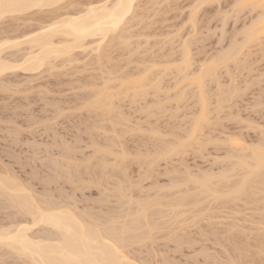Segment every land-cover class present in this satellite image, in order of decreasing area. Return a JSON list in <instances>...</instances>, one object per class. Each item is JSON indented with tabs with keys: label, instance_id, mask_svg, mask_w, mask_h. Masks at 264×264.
<instances>
[{
	"label": "rangeland",
	"instance_id": "obj_1",
	"mask_svg": "<svg viewBox=\"0 0 264 264\" xmlns=\"http://www.w3.org/2000/svg\"><path fill=\"white\" fill-rule=\"evenodd\" d=\"M91 1H94V0H91ZM245 1L246 0H161V1L160 0H138L137 5L135 7L136 10H134L135 12H133V13H135L134 15L136 16V14H137V16L135 17L132 14V16H130V19L128 18L125 21L127 24L124 22V24H122L124 26L123 27L120 26L118 28L119 30L116 29V32H113V31L110 32L111 34L113 33L115 36L112 35L110 37L108 35L109 33L107 34L108 40L105 37L106 39H104V40L106 42L103 41V45H101V48L104 47L106 49H104L105 52H103V50L100 48L101 50L99 52H101L102 58L100 57L98 62H96L98 60L97 59L98 55H96V53L94 55H92L93 53H91V51H90V53H91L90 54L88 51L89 49L87 50V52H86V49L84 50L85 52L83 50L81 51V49H80V51L79 50L77 51V54L75 53V51L73 54V55H75V58H76L78 56V54L80 53L79 57H78L79 62L75 61L77 63L73 62V60H76L75 58H72L73 60H71V63L72 62L73 63L70 65L66 63L67 60H66V62H65V60H63L64 62L61 60L63 62V63L61 62L62 65H60V63H59L60 61L57 60L59 63L58 64L55 60L54 63L57 65V66H55V67H57V69H55V72L57 71L56 73H54V68H51V71H50V69H49V71H47L48 68H47V70H46V68L43 70L44 67H41L39 70L35 69V71L24 70L23 68L20 69L17 66H16L17 68L14 67V68H10V69L8 68L7 71L4 70L5 72H2V74L0 76V168H1L0 172H1V170L4 171L5 170L4 167H6V171L10 170V172L14 173V175H16L15 177L20 178L21 181L25 183V185H26V183H27V185L30 184L29 187H31V188H29V189H32L34 194L35 193L38 194L39 198H41V196L43 198L48 197L49 199L51 197L52 198L55 197L53 199V201H57L58 203L61 202V204L63 203L62 205H66V207H68L67 204L70 203L69 204L71 206L70 208L73 207L72 210L76 211L75 208L77 207V211H79V212L85 211L84 208H87L86 210H88V208L90 207V209H91L90 213L91 214H89V212L85 211L89 215L94 214L93 210L95 209V215H93L92 217H95L98 214L97 217L99 218V216H100L101 219L103 217V219H102V221H103L105 219H107V220L109 219V216L112 213V211L117 212L116 216H119L120 220L122 218H124L122 216L126 215L128 209H129L128 213H130L132 210H134L136 208V204H135L136 201H134L136 198L138 199V201H141L142 197L144 196V198H145L146 195H147V198L151 197L149 195H152V197L154 198L153 194L156 195L157 192L153 191L154 189L150 187L151 184L155 188V190L156 189L158 190L160 188V185H161V187L162 186L165 187V185L170 182L169 181L170 179H172V180L178 179V181L183 180V178L185 177V170H184L185 167L186 168L189 167L188 172L186 170L187 174H189L190 170H191V172L193 171V174H194V172H196V174H201V173H206V171L208 172V170H209V172H214L215 170H217L218 169V168L216 169V167H218V165L216 166L217 162H216L215 167H214V164L212 161H213L215 156H218L217 158L220 160V158L222 159V156L225 155V152H223L224 149L222 148V146L223 145L225 146L226 140H225V142L223 141L225 143L224 144L221 141L220 136L218 135V137H219L218 139H220V140L219 141L217 140L216 142H218L220 147H219V145L215 144L216 142L214 143V141L216 139L213 140L214 139L213 136L217 135V134L214 133L212 135L211 132H209V134H208V132H206L208 130V126H204L205 132H203L202 135H200V133H199V135L204 136V140L206 138V136H205L206 134L212 135L211 136V137H213L212 139L209 140L210 136H207L208 140L207 141L205 140L206 141L205 142L203 140V137L200 138V136H197L198 140L201 139L204 142L201 141V142L196 143V139H195L194 143H192V145H191L190 144L191 141H189L188 143L190 144V146L189 145H188L189 147L187 146L186 151L184 153L172 155L173 157L171 156L170 159L168 158L166 160L165 159L163 160V158H160V160H162V161L159 160V156L157 157V155H158L157 152L159 151V149L161 148V145H163V143L166 144L167 139L171 141L170 143H172V145L174 144L175 141H177L176 143H178L182 140L184 142H186L184 139L188 138V135L185 136L182 134H184V133L186 134V130L189 129L190 123L192 122V124H193V122H194L193 120L190 121V119L192 117L193 118L197 117L196 115H199L198 113L200 110L199 101H197L198 99H196V98H198L196 96V95H198V88L196 86V83H194L195 80H191V79L192 78L194 79L196 77V75H197L196 73H198V74L200 73L199 71L201 70L202 65L210 66L209 64H212V62L216 63V65H217L216 66L217 69L214 67V64H212V67L215 68L217 75L219 77L218 83H216L217 81H215L217 79V77H216V79L214 77L215 73L213 74L214 79L212 78V76L209 77V75H208L209 73L208 74L206 73L207 72L205 69L206 67L202 66V68L205 69V71H206V72L201 73L203 76L198 75V76H202V78H204L205 76L209 77V78H207V77L204 78L205 80H204V84H203L205 91L208 90V93H209V95L207 93V96H208L207 101L209 102L207 107H209L210 110L208 108L209 112H208V110H206V112H208L209 115L214 111H215L214 113H221L222 112L221 114L225 117L224 124L227 127L223 126L222 115H220L222 117V123H221V118H220V121H216V122H219V124L221 123L222 126L225 128L229 127L228 130H226V133H227V131L230 130L229 131L230 134L228 137H230V135H231V137L236 136V134L238 135L237 129H238V131L241 130L240 132H242V133H240V134L245 137V138L242 137L243 140L247 139V140H249V142H256V140L258 138H261L262 136H264L263 132H262L263 135H260L261 132L258 128H253L254 126L258 127L259 124H260L259 127L260 126L264 127V125H263L264 124V31H263L264 26H262V25L260 26L261 31L259 30V32H261V34L259 33L258 35H256L254 37V39L245 42L246 36H244V34L247 32L246 30L250 28V25L252 22H253V25H255V22H257V25H258V21L262 19L261 17L259 18L258 15H260V13H262L264 11V1L261 4L259 2H258L259 4H257V2H256V4H257L256 6L254 3V6L251 5L252 6L251 9H250V5L248 4L249 1L246 4H245ZM62 2H63V0H61V2H59L61 9L57 8V11L53 10L52 6H51L52 12H49V10H47L51 7H48L45 10L46 12L44 11V9L46 7L43 9V11H41L42 9L40 11H38L34 8L35 10L34 9L28 10L31 12L32 16L30 15V12H28V11L25 12V14L27 15V18H26V15H23L24 12H21L22 14L19 13L20 18L17 14V16L19 18V19L16 18L17 21L14 20V18L9 17V18H11L10 23H12V19L14 21L12 23L13 24L12 28L14 29L16 24L18 27H16V30L14 29L15 31H13L11 29H7V31L8 30L10 31V33H8L9 31L6 33H8L9 36L10 35L12 36L13 33H15V35H16V33H18V32L24 33L27 30L29 32L32 29H34L38 25V23H39V25L42 24V20H47V19L49 20V18L52 17L51 14L54 17L55 13L57 14L56 16H58V13H59V15H61V17H62V15H65L67 12L69 13V11L72 12L74 9L76 10V9L82 8L83 6L86 5V2H89V0H65L64 1L65 3L63 2L65 4V6L61 5ZM242 2H243V4H242ZM250 4H252V3H250ZM60 6L56 5V7H60ZM56 7L54 6L55 9H56ZM62 7H65V8H62ZM31 10H34V11L32 12ZM138 10H139V12H138ZM36 11H38V12H36ZM192 17H193V19H192ZM132 18H134V19H132ZM7 19L5 20V23H7L9 21V19L8 20ZM7 24H9V23H7ZM7 24L5 25L6 27H7ZM12 24H11V26H12ZM257 25H255V27H254L255 30H256ZM6 27H5L4 33L6 31ZM252 28H253V26H252ZM250 30H251V28H250ZM130 31H131V33H130ZM256 31H258V30H256ZM2 33H3V31H2ZM118 33H119V35H118ZM5 34L0 35V36L5 38L7 35V34L6 35ZM20 34H22V33H20ZM115 37H116V39H115ZM258 38H259V40H258ZM91 39L87 38L86 41H89ZM112 39H114V40H112ZM184 41H186V45L184 47L188 48L187 51L189 53L188 55H186V56H188V58L185 57V61L188 59V61H186V65L183 63L182 57H181V54H183V50L185 49V48L183 49ZM252 41H253V43H252ZM109 42H110V45H109ZM112 43L114 46L112 45ZM115 43H116V45H115ZM235 43H236V47H234ZM106 45L108 48L106 47ZM187 45H188V47H187ZM237 46H239V48ZM233 47L236 51L233 49ZM22 48H24L23 45H22ZM22 48H21V50H22ZM189 48H190V51H189ZM8 50L9 49H7L5 51L8 52ZM11 50L13 51V49H11ZM21 50H20V52H17V54H15V55H18V59H21V57H22V56L20 57L19 54L20 53L23 54V52H24V50H22V51ZM16 51H18V50H16ZM229 51H233V52L235 51V53L230 52V55L232 54L231 58L227 57L228 59H226V60L224 59L225 60L224 63L221 62L222 60L220 61V57L222 58V55H224V53L226 54V52L229 53ZM237 51H240V52L237 53ZM6 52L4 53V56H5ZM9 52H10V50H9ZM99 52L97 54H99ZM84 53H86V54H84ZM185 53H186V51H185ZM8 54L9 53H7V55ZM13 54H12V56H10V59H9V55L6 56L5 59H8V61L9 60L12 61L13 57H15V55L13 56ZM82 54H83V56H81ZM105 54H106V56H105ZM109 54H111V55H109ZM234 54H235V57L233 56ZM18 59H16L17 62H15L13 60L14 65H15V63L18 64V62H19ZM86 59H87V61H86ZM183 60H184V58H183ZM238 60H239V62L241 60L242 61L239 63V62H237ZM91 61H94V62L92 63ZM82 63H84V64H82ZM225 64H227V68L229 69L228 73H227L228 70L225 67ZM11 65H13V63ZM72 65H74L73 68H72ZM148 66H151V67H148ZM146 67H148L149 69ZM210 68H211V66H210ZM143 70L145 73L143 72ZM208 70H209V67H208ZM212 70L210 69V71H212ZM141 72H142V74H144L146 76V78L144 75L141 74ZM138 73H140V75H141V79H142L141 83L144 82L145 80H148L146 83L143 84V87L145 85L146 86L144 88H141L143 95L140 96L139 98H137L138 97L137 95L141 91L140 89H139L140 91L136 90L137 93H134L131 90H129L130 88L127 89V86H128L127 81L129 80L128 81V83H129L131 81L130 80L131 78H132V81H134V78H135V80H137L136 78L138 76L140 78V75ZM194 74H196L195 77H193ZM133 75H134V77H133ZM128 76H129V78H127ZM142 76H144L143 77L144 80H143ZM154 77H155V79H154ZM124 78H125L126 84L123 82L124 80H122V82L124 83L122 85L120 80L124 79ZM109 79L112 80V82L114 81L113 84L115 83L116 87H115V84L114 85L111 84L112 82L109 81ZM149 79H152V80L149 81ZM106 80H107V82H104V84H103V81H106ZM158 80H159V82H158ZM108 81H109V83L111 82L110 87L108 85L109 84ZM118 81H119V83H118ZM192 81H194V82H192ZM139 82H140V79H139ZM219 82H220V85L223 86V88H218L217 85L219 84ZM101 83L103 84V86H102L103 88H104L105 83H107L106 86L109 87V89H111V87L114 91H115V89H117V91H115V93H113V95H111V97H114V99L112 98L111 103H110V100H111L110 98H109V101H106V104L108 102L110 103L109 109L110 108L113 109L112 111H111V109L109 110V112L107 111L108 112L107 114L105 113V111H101L102 113H99L96 111V113H95V112H93V110H91V112H90V110L86 109V107L83 105V104H85L84 103L85 101H83V100L87 101V98L90 96V94H91L90 98L94 95V93H91L90 90H92L94 92L95 91L94 89L97 90L98 88H102V87H100L102 85ZM94 84L98 87H95ZM89 85H92V86L90 87ZM120 85H122L123 89L121 88ZM118 86H120V88L122 90H125V91L121 90L119 92L120 89L118 88ZM193 86H194L195 92H193L194 91ZM222 86H220V87H222ZM93 87H94V89H92ZM237 87H238V89H237ZM220 89H222L221 91H223V93H220L221 92ZM223 89H225V93H224ZM104 90H105L104 92H106V89H104ZM128 90L130 92H132V94L130 92H127ZM147 90H149V91H147ZM196 90H197V92H196ZM217 90H219L220 92ZM181 91H182L181 94L185 95L184 98L182 97V95H180ZM110 92H112V90H110ZM117 92L120 94V98L118 97L119 94L117 95ZM126 92L128 93V95L125 96ZM145 92H146V95H144ZM107 93H108V91H107ZM194 93L195 94L197 93L196 95H194L196 98L192 95ZM217 93L219 94V97H217L218 96ZM129 94L132 97H130ZM140 94H141V92L139 93V95ZM178 94H179V97H181L183 99L182 101H181V98L178 99V97H177ZM223 95H224V97H222ZM109 96H107V97H109ZM116 96H117L118 100H117V98H115ZM210 96H212V99L210 98ZM107 97H106V99H107ZM227 97H229V100ZM90 98H88V100ZM133 98H135V99H133ZM141 98H143L144 100ZM176 98L178 100H176ZM219 98L220 99L224 98L223 99L224 103L222 104L221 112L220 111L218 112L215 109L214 110L212 109L213 111H211V107L214 108L217 105L216 101ZM226 98H227V100H226ZM226 101H227V103H226ZM258 101H259V103H258ZM156 102H158V103H156ZM115 103H117L118 105H116ZM113 105L115 106V109H114ZM82 106H84V107H82ZM116 106H118V107H116ZM162 106L164 107V109H163L162 114H161ZM158 107H159L160 111H158ZM223 107H224V109H223ZM107 108H108V106H107ZM152 110H154V111L152 112ZM148 111H149V113L151 112L150 115H149V113H147ZM111 112H113L112 113L113 116H111ZM158 112H160V114H158ZM114 113H116V117H115ZM122 113H123V118L120 119L122 117V115H121ZM230 113H231V115L233 113V115L235 116V118H234V116L232 115L234 120L231 119ZM236 113H238L237 116H236ZM102 114L105 115V117H103ZM213 114H211V115H213ZM211 115L209 118L208 117L207 118L210 119L212 117ZM100 116L102 117V120H101ZM109 116H111V117H109ZM260 117L263 119H261ZM110 118H111V122H110ZM238 118H240V119L242 118V120H240V119L238 120ZM106 119L108 120V122ZM230 119L233 122H231ZM113 121H114V123H113ZM189 121H190V123H188ZM115 123H116V125H115ZM210 123L211 122H209L208 124H210ZM112 124H114V125H112ZM241 124H242V126H241ZM249 124L253 125V127H251V125H249ZM110 125H112V126H110ZM93 126L95 128L97 127L96 129H99L98 127L102 128V126H103L104 129L103 128L102 129L104 131L101 130V128H100V131L95 129L97 131V133H96ZM114 126L116 127V129L114 128L115 131L113 130ZM131 126H133L134 128ZM187 126H188V128H187ZM209 126H210V128L212 126V129H209L208 131L214 130L216 128V127L215 128L213 127V124H210ZM219 127H220V125H219ZM219 127H218V129L220 132L222 127L221 128H219ZM106 128L108 129V131H106L107 130ZM135 128L137 130H135ZM151 128H153V130H154L153 139H152V136H150V132H153V131H150ZM205 128H207V130H205ZM234 128H235V131H233ZM92 129H93V131H92ZM148 129H149V131H148ZM156 129H157V131L159 130L158 131L159 133L161 132L160 135L163 134L162 135L163 137H166V136L167 137L162 138V136L160 137L159 134H156L157 138H155V133H157ZM243 129L246 130V134H244L245 131ZM89 130H90V133L92 134V136H94V137H92V139H94V140H91V135L89 133ZM139 130L142 131L143 135L140 134V132H138ZM101 131L104 132L103 133L104 135L102 134ZM105 131L108 132L106 138H105ZM109 131H110V133H112L111 135H110ZM113 132L118 134L117 138L119 137V140L122 143L124 141V143L122 144V147L124 146L126 152L129 151V154H126V155H128V157L130 155L128 160L127 159H126V161L124 160L123 163L119 162L120 164L117 163L115 160V162L117 164H119V165L123 164L122 167L124 166V168H126L125 169L126 173H125V171L121 170L123 168L120 169L121 166L119 167L115 164V162L113 161V158H114L113 156H110L111 158L113 157L112 159L109 158L108 156H107V158L104 157V160H108V158H109V160L110 161L112 160L113 162L112 161L111 162L114 163L112 165V163L108 160L109 163H107V164H110V166L107 165L108 168L104 169V172H103V170H101V168H99L100 167L99 165L97 167V164H95V163H97V161L95 159H93V160H95L96 162L95 161H94L95 163L91 162L92 166H90V169H92L91 173H92V177L94 179L95 178L98 179V176L100 175V177H99L100 179L102 178V176L104 177V178H102V181L104 179V181L106 182V179H107L106 183H108V184H110L112 181V183L110 184L111 186H108L105 183V188L106 189L108 188V190H110V187L113 188V185H115L117 183L116 181H118V180L121 181V179H122V182H124L123 178L120 179V177L122 176V171L124 172V176L128 172V174H127L128 176L126 175V180L129 177L130 180L132 179V182L131 181L129 182V180H128V182L130 184L124 183L125 185L123 184V186L124 187L127 186V189L125 188L126 193H128L130 190V192L128 194L129 196H130V194L133 195V197L136 196V197H134V199H130V201L133 200V202L129 201V203H130L129 207L127 206L128 201L126 204V201L121 200L119 197H117L118 200H116L115 197L117 194H114L112 189H111L112 190V194H111V191L108 192V190L107 191L104 190L105 188L102 189L101 186H100V189H102V190L100 191L99 186L94 187L93 185L91 186L90 184L85 185L82 183H78V181H77V183H74L75 181L74 182L69 181V180L67 181V179H66L67 177L65 178L66 170L62 169L63 165H65V164L60 163L61 164V166H60L59 163L57 165L56 162H53V161H55L53 159H56V161H58L57 159H60V160L62 158L64 159L65 156L63 157V152H64V155L67 154V158L70 155L72 158V159L70 158L71 160L77 159L78 161L76 163H78L79 160L83 162L84 160H81L82 158H86L85 161H91V159L88 160V158L90 156V155L88 156V154L94 153V149L91 150L92 147H88V146H91V144L93 145L95 140H96L97 144H99L101 146L102 145L107 146L106 143L109 140L110 143H108V145L109 144L111 145L112 140H114V139H115L114 141L117 140V138H115V136L113 135ZM147 132L149 133L150 137L148 136ZM189 132H190V130H189ZM221 132L223 135L224 134L223 130ZM119 133L121 134L122 139H120ZM146 133H147V135H145ZM231 133L232 134L236 133V134L232 135ZM95 134H96V136H95ZM98 134H100L102 136H100ZM187 134H189V133H187ZM240 134H239V138H241ZM109 135H110V138H109ZM138 135H139V137H138ZM158 135H159V139H158ZM175 135L176 136L179 135L176 138L177 140L174 139ZM227 135L228 134H226V137H227ZM111 136H112V138L114 136V139H111ZM145 136L146 137L148 136L147 140H146ZM183 137H184V139H182ZM223 137H225V135ZM160 138H162V139H160ZM192 138L194 139V137H191V140L193 141ZM215 138H216V136H215ZM103 139H104V141H103ZM171 139H173V140H171ZM178 139H179V141H178ZM188 139L190 140V137ZM188 139H186V140L188 141ZM142 140L144 143L142 142ZM148 140H149V145H148ZM150 140H153V141L150 143ZM211 140H212V143H214L213 146H212ZM247 140H246V142H247ZM140 141H141V143H139ZM160 141L161 142L166 141V142L161 143ZM155 142H157L156 148L154 146ZM125 143H126V145H124ZM138 143L140 145V149H139ZM167 143L169 144V142H167ZM141 144L143 146L148 145L146 147V150H145V147L144 148L141 147ZM65 145H67V146H65ZM196 145H198V146H196ZM64 146H65V148H64ZM152 146L154 147V150H151ZM201 146H202V148H201ZM66 147H69V148L67 149ZM136 147L140 151L142 150L141 152H143L142 154H141V152L139 153L140 157H139V154L138 155L136 154L137 150L134 151V149H137ZM157 147H158V151H155V150H157ZM212 147L213 148L216 147L217 150L219 149L220 151L215 152L216 150L212 149ZM114 148H115V151H116V149H117V151H119V149H120L119 147L116 148V145H115V147L113 146L112 149L114 150ZM189 148H190V151H189ZM198 148H199V150H198ZM194 149H196V150H194ZM65 150H67L66 153H65ZM139 150H138V152H139ZM144 150H145V153H147L146 157L144 155L145 154ZM148 150L150 152L153 151L152 152L153 159L155 158L154 161H157V162H155L156 163V166H155L156 169H155V171L150 172V174L147 171V173L149 175L144 173V176L146 175V177H144L143 176V170H141L140 168L144 169L145 167H147L146 164L148 165V161H149L150 157H152L151 156L152 154H150V155L148 154L149 153ZM200 150H201V152H199ZM68 151L70 153H67ZM154 153L156 154V157H155ZM60 154H61V157H59ZM131 154H132V156H131ZM133 155H135V157L138 156L137 160H139V161H135L136 159ZM141 155H143L144 160H143V157ZM147 155L150 157H147ZM180 155L182 157H180ZM94 156H96V155L94 154ZM100 156H101V158H103L102 153H98L97 154V160L101 159V158H99ZM175 156H177V157H175ZM49 158H51V160ZM126 158H127V156H126ZM131 158H134V159H131ZM145 158L146 159L148 158L146 160V164H145ZM182 158H183V160H182ZM217 158H216V161L218 160ZM47 160H48V162H47ZM75 160H73V161H75ZM179 160H180V162H179ZM128 161L129 162L131 161L132 164L131 163L129 164ZM164 161H165V164H163ZM50 162L55 163L56 168H55L54 164H51ZM140 162H142L143 164L141 163L142 164L141 165ZM125 163H127V165L129 167L126 166ZM181 163H182V165H181ZM183 163H185L187 166L184 165ZM136 164H137V166L138 165L139 166L141 165V166L137 167ZM166 164H167V166H166ZM178 164H179V166H178ZM70 165H71L70 170L73 173H78L76 171L78 167L75 166L76 169L74 168V162H70ZM111 165H112V168H114V169H111L113 175L111 173V170H109ZM219 165H220V163H219ZM115 166L119 167V168L115 169ZM175 167H176L177 171L174 170ZM58 168H61L62 170L61 169L59 170ZM127 168H128V170H127ZM136 168L140 169L141 171L137 169L138 171L135 172ZM170 168L172 169V171L174 170V172H176L178 174V176L175 175L176 173L174 175H172L173 173L171 172ZM53 169L56 170V172H54ZM118 169L120 171H118ZM219 169H220V167H219ZM106 170L108 172H106ZM165 170H167V172H169V175H168V173L166 174ZM59 171H60V174H59ZM61 171L64 173V177L62 176L63 173ZM202 171H204V172H202ZM101 172H102V175L100 174ZM145 172H146V170H145ZM191 172H190V175H192ZM57 173L59 174L60 177H58ZM61 173H62V175H61ZM106 173H107V175H106ZM110 173H111V175H110ZM141 173H142V176H141ZM163 173L165 175H163ZM137 174L138 175L140 174V176H139L140 178L138 177ZM179 174H180V176H179ZM187 174H186V177H187ZM55 175L58 178H56ZM105 175H106V178H105ZM115 175L117 177H115V179H114L113 177ZM147 175L149 176L148 178H147ZM49 176H50V179H49ZM47 179H49L48 182H47ZM138 179H140L139 180L140 184H139ZM146 179H148V180H146ZM41 180H43V181H41ZM104 181H103V186H104ZM109 181H110V183H109ZM137 181H138V183H137ZM46 183H48L49 185ZM73 184H74L75 188L73 187ZM156 184H157V187L159 186V188L155 187ZM82 185H83V187H82ZM132 185H133V187H132ZM77 186H78V188H77ZM85 186H86V189H85ZM88 186L90 188H88ZM128 186L130 189L128 188ZM141 186L142 187L144 186V187L142 188ZM96 188L98 191L96 190ZM134 188H136L137 191ZM139 189H140V191H138ZM147 189H149V190L151 189V190L148 191V193H147ZM103 190L105 193L103 192ZM133 192H134V194H133ZM152 192H154V193L152 194ZM165 192L166 191H164L162 193V190H161V192H158V194L160 193V195H162V194L164 195ZM42 193H44V196L42 195ZM49 193H50V197H49ZM60 193L62 196H60ZM136 193H137V195H136ZM105 194H107L109 197L107 198V195H105ZM109 194L112 196V198L110 197ZM165 194H167V193H165ZM51 195H53V196H51ZM169 195H173V194H170L168 192L167 196H169ZM175 195H177V194H174V196ZM70 197H73L72 199H75V200H73V201H75L73 204H71L72 200ZM133 197L131 196V198H133ZM157 197H158V195H157ZM161 197H164V196H161ZM169 197H167V199H169ZM171 197H173V196H171ZM52 198L50 200H52ZM58 198H60V201L55 200ZM104 198L108 199V200L105 201ZM144 198L142 200H144ZM65 199L68 201H65ZM99 199H100L99 204L96 205L98 203ZM162 199L164 200V198H162ZM91 200H92V202H91ZM95 200H97V202ZM102 200L105 202V204H103L104 202ZM112 201H114V202H112ZM122 201H123V203H122ZM164 201H166V199ZM207 201H208L207 199L202 200V202H204L205 204H207L206 203ZM100 202H101V208H99ZM3 203L5 204L4 207H3L2 203L0 204V218H1L0 221L2 220V222H3L2 225L4 226V224L6 222H7V224H5V226H8L9 222H10V224H11V222L13 223V218L15 221L22 222V218H24V217L19 215L18 212H17L18 213L17 214L15 212V209H12V207L10 208L8 206V204L5 203V201ZM93 203H95V204H93ZM131 203L135 204V205H132ZM115 204H116V207H115ZM252 204L253 203H251V205ZM105 205L108 209L105 207ZM112 205H114V206H112ZM238 205H239V207L241 206L240 208H243V210H244L243 213L244 212L246 213V211H245L246 209L244 207L248 206V208H251L250 205H247V206L242 205L241 202H237V206ZM6 206H8V207H6ZM110 206H111V208H110ZM237 206H236V208H237ZM254 206L252 208H254ZM1 207H2V209H1ZM5 207L9 208V209H7L6 211L3 210V208L6 209ZM239 207H238V209H240ZM255 207H258V206L256 205ZM116 208H117V210H116ZM164 208L161 211L162 212L166 211V213L169 214L170 211H168V209L166 207H164ZM189 208L190 207L188 206V209ZM79 209H81V210H79ZM90 209H89V211H90ZM255 209H253V210L256 211ZM110 210H111V212H110ZM121 210L123 213L121 212ZM96 211H98V212H96ZM99 211H100V213H99ZM247 211L249 212V209H247ZM13 212H14V214H13ZM106 212L109 213L107 216H106ZM162 212H161V214H163L162 217H164L166 220L164 221V219H159V220L157 219L158 221L161 220L162 227L159 225L160 228H157L158 226L156 227L157 231H155L156 229L154 231H151V234L153 233L152 236L149 233V235L151 236V237L148 236L150 238V240L146 239V241L144 240V242L138 241L139 243L135 242L136 244L133 242V243H130L133 245L126 244V245H128L129 248L124 247V248H126L125 249L126 251L125 250L124 251L130 253V254H128V256L130 257V255H131L130 259H133V261L135 263L138 261L137 264H141V263L142 264H145V263L148 264L149 262H150L149 264H152V262L155 260L153 262V264L155 262H156L155 264H160V261L163 258V259H165V261H170V263L172 262L171 264H174V263L175 264H177V263L182 264V262L185 264H207V263L212 264V262H213V264H214V262L216 263V261L220 262L219 261L220 258L219 259L217 258V260H216L214 255H213V253L214 254L217 253L219 257L223 256V258H221V260L222 259L226 260V261L222 260L223 264H224V262H225V264H229L228 262L231 263V261H229L228 258L226 259V256H224L225 254L223 253L225 250L227 251L226 253L228 254L227 257L231 256V257H233V258L230 257L231 259L234 260V258H235L236 261H238L239 258H240V260H242L243 257H241L242 256V254H241V256L239 255L238 259H237L236 257L238 255V251L236 252V250H239L240 252H242L243 256H244V252L241 250L242 249L244 250V248H245L244 245L246 246V244L242 243V241L246 242V240L248 239V242H246V243L250 246V241H249L250 237L247 238L248 236H246V238H245V234L247 235L246 229L239 228L238 226H237V231L236 230L235 231L239 232L238 231V228H239V229L245 230L244 231L245 234H244V232H241L242 230L239 233L240 235L235 232V234H236L235 237H237V235L241 236V234L243 233V237L242 236H241L242 238L237 237L236 238L237 240L234 239L235 237L233 234L234 233L233 229H236V227L233 228V226L231 227V225H230V228H228V226L222 227V228H228V230H230V229L233 230V231L230 230L231 237H230V233L227 229H225L224 232L222 229V232H221V227H217L216 232L217 231L218 232L217 233L215 232V234L213 233V235H212V232L210 230H212L211 226L213 224L210 223L211 224L210 229L208 227V225H209L208 222H210V220L208 221L209 214L204 215L203 221H201L202 219H200L198 221L197 220L198 217L196 219H194L196 222L191 220L190 222L193 223V226H190L191 223H188L185 225L186 222L180 223L178 225L176 222H174V224H176V225H174L173 221H176L178 219V217H182L181 219H183V216L176 217L177 218V219L175 218L176 220H174V219L170 220L169 217L166 218V216L168 214L166 215L165 212L164 213H162ZM252 212L253 211H251V213ZM255 213L257 214L258 212L257 211L254 212L253 213L254 216H256ZM10 214H11V216H10ZM104 214H105V216H104ZM119 214H121V215H119ZM114 215H115V213L113 214V216ZM241 215H242V213H240V216ZM170 216H173V215H171V213H170ZM205 216L208 217L207 220H206ZM15 217H17V218L15 219ZM126 217H127V215H126ZM238 217H239V214H238ZM4 218H5V220H4ZM11 218H12V221H11ZM18 218H21V220H18ZM100 218H99V220L101 221ZM167 219L170 220L169 225H168ZM230 220H231V222L233 221L232 219H230ZM15 221H14V223H15ZM177 221L180 222V219H178ZM227 221L229 222V219ZM227 221H225V224L227 223ZM105 222H106V220H105ZM198 222H199V224H198ZM206 222L208 223V225L205 229H206L208 236L205 234L206 232H205L204 227H202V226H205ZM162 223L164 224V226L166 224L168 230H165L166 226L164 227ZM201 223L203 224L202 226H201ZM159 224H160V222H159ZM181 224H184L187 227L185 228V226H181ZM197 225H198V227H196ZM220 225H217V226H220ZM222 225H224V223ZM247 225H248V223H247ZM175 226H176V228H175ZM188 226H189V229H188ZM214 226L216 227V225H214ZM214 226H212V227H214ZM42 227L44 228V226H40V228L37 226H34L33 227L34 233L32 231V235L34 234V236L37 235L39 237L40 236L42 237V235L47 234L49 231V228L45 227V230H44V229H42ZM199 227H200V231H201V238L199 235L200 234L199 229H198ZM243 227H245V226H243ZM161 228H163L162 229L163 231L160 230ZM218 228L220 230H218ZM252 228H253V226H252ZM35 229H36V231H35ZM172 229H177L178 231H181V232H178L177 230H175V232H176V235H175L176 238L175 239L173 237L175 232L174 233H173V231H171L172 233L169 232ZM254 230H253V233H254ZM43 231H45V233H43ZM165 231H167L168 234ZM185 231H186V233H185L186 236L184 235ZM208 231H209V233H208ZM50 232H51V229H50ZM182 232H183V236H181ZM210 232H211V234H210ZM225 232L229 233V236L227 235V240L225 241V239H226L225 234L222 235L223 240L221 239V234H220V239H219L218 233H225ZM249 232H252V230H250ZM249 232H248V235H249ZM28 233H31V230ZM179 233H180V235H179ZM165 234L167 235V237L169 236L168 238L171 239L172 242L169 241V239L165 236ZM177 235H179V237ZM37 236H35V237H37ZM189 236H190V238H189ZM216 236L218 237V239L216 238ZM210 237H212L211 243H210ZM152 238H154L153 239L154 242L151 241ZM184 238H185V240H184ZM202 238H203V240H202ZM173 239H174V241H173ZM191 239H193L194 242L192 240V243H191V241H190ZM207 239L209 240L208 241L209 243L207 242ZM240 239H241V242L239 243ZM242 239H244V240H242ZM147 240H148V242H147ZM219 240H220V242H219ZM176 241L180 242V243L182 242V244L186 243V245L180 246V243H179V246H177L178 247L177 248L175 246L177 244ZM216 241L221 243V246L224 247L222 249L223 250L225 249L224 251H222L221 246L219 248V246H218L219 243L216 244L217 246L215 245ZM223 241H225V242L223 243ZM145 242H147V243H145ZM253 242L254 241L252 240L251 245ZM141 243H143V244H141ZM187 243H188V245H187ZM212 243H214L216 248L214 247V245L212 247ZM228 243L231 244L230 246H232V244H234L232 246L233 248L230 247ZM237 243H239V246ZM139 244L141 245V247H139ZM149 244H150V246H149ZM203 244L205 246H203ZM240 244H242V245L240 246ZM253 245H254V243H253ZM201 247H203L204 252L201 251V253H200L201 255H199L201 257H199L198 252H200L199 249ZM206 247H207V251L209 250V252H211L212 258L214 257V259L216 261L214 260L210 263V261L212 259L210 258V254H207L208 252L205 251ZM238 247H240V249ZM241 247H242V249H241ZM250 247H252V246H250ZM0 248H1L0 249V256H1L0 257V264H23L24 263L25 260H24L23 256L19 257L18 255L13 254L12 251H9V249H7L5 247H0ZM246 248L248 249L249 247L247 246ZM246 248H245V250H246ZM148 249H150V250L152 249L151 250L152 252H150ZM203 249H201V250H203ZM220 249H221V251H220ZM255 249H256V247H255ZM255 249L252 248V250H250L251 252H249V250H248L249 254L247 253V256L246 257L244 256V261L242 260V263L240 261V264H246V263L249 264V262L251 263V261L256 258L255 256H253L255 254V251H254ZM234 250L236 253L234 252ZM156 251L158 252L157 254H156ZM219 251H220V253H219ZM252 251H254V252L252 253ZM240 252H239V254H240ZM246 252H247V250H246ZM246 252H245V254H246ZM194 253H195V255H194ZM221 253H223V255ZM230 253H231V255H229ZM250 253H252V254H250ZM164 254L167 255L166 256L168 258L167 260H166L165 256L161 257V255L163 256ZM202 254H203V256L205 254V257H207V258L204 259L202 257ZM217 254H215L216 257H218ZM233 254H234V256H233ZM15 255H16V257H15ZM191 255L193 258L191 257ZM250 255H252L253 258L250 257ZM17 256L20 258V260L18 259ZM145 256H146V258H145ZM248 256L250 257L249 259H248ZM201 258L203 259V261ZM251 258H252V260H251ZM21 259H23V262ZM173 259H174V261H173ZM189 259H192V260L189 261ZM142 260H143V262H142ZM206 260H209V261H206ZM139 261H140V263H139ZM254 261L255 260H253V262ZM161 263L164 264V262H162V261H161ZM236 263L239 264V262H236Z\"/></svg>",
	"mask_w": 264,
	"mask_h": 264
},
{
	"label": "bare ground",
	"instance_id": "obj_2",
	"mask_svg": "<svg viewBox=\"0 0 264 264\" xmlns=\"http://www.w3.org/2000/svg\"><path fill=\"white\" fill-rule=\"evenodd\" d=\"M64 1L65 0H63V2ZM260 1L261 0H254V1L253 0H246L245 1V4L248 2V4L250 5V9H251V7H252L251 5L254 6V3H255V6H256L259 3L260 4L263 3L264 0H262L261 2ZM59 2H61V0H0V35H4L6 32H8L9 30L7 31V29H11L13 31L16 30V27H18L17 24H16V26L14 25L15 26L14 27L15 30H14L12 28L13 27V24L12 23L14 21H13V19H12V23H10V21H11V18H14V20L17 21L16 18H18V16L20 18V14L19 13L24 12L23 15H26L25 12L28 11L29 9H34L35 8L38 11H40L41 9H42L41 11H43V9L46 7L44 9V11H45L48 7H51V6L53 7V10L57 11V8H60L61 9V6H60V3ZM63 2H62L61 5L65 6V4H64L65 2L64 3ZM137 2H138V0H105V1L104 0H94V1L89 0V2H86V5L83 6L82 8L76 9V10L74 9L72 12L69 11V13L67 12L65 15H62V17H61V15H59L58 12H57L58 13V16H56L57 15L56 13H55V16L54 17L51 14L52 17L51 18L48 17L49 20L48 19L47 20H42V24L39 25V23H38V25L34 29H32L31 31H29V32L27 30L24 33L23 32H20L22 34H20L18 32V33H16V35H15V33H13L12 36L11 35L9 36V34H8V33H10V31H9L8 33H6L7 35L5 34L7 38L5 36H4L5 38H3V37L0 36V76H1L2 72L7 71L8 68L10 69V68H14V67L15 68L18 67L20 69L23 68L24 70H28V71H35V69L36 70L37 69L39 70L41 67H44L43 70L45 68L47 70V68H48L47 71H49V69L51 71V68H54V73H56L57 71L55 72V69H57V67H55V66H57V65L54 63V61L56 60L57 63H58V61H60L59 63H60V65H62L61 62L63 60H65V62H66V60H67L66 63L70 65L73 62L78 61V57H79V54L80 53L78 52L79 54H78V56L76 58H75V55H73V54H74V51L77 54V51L78 50L80 51V49H81V51L82 50L84 51L86 49V52L89 49L88 51H89V53L91 51V53H93L92 55H94L96 53V55H98V57H97L98 60L96 62H98L99 59H100V57L102 58L101 52H99V51L102 49L103 52H105L104 49H106L104 47L101 48V45H103V41H105L104 39L107 38V40H108L107 34L109 33L108 35L111 37L112 35H114L113 33L112 34L110 33L111 31L116 32V29H118L120 26H122V27L124 26L122 24H124V22L128 18L130 19V16H132V14L133 15L135 14L133 12H135L134 10H136L135 7L137 5ZM256 2H257V4H256ZM250 3H252V4H250ZM242 4H243V2H242ZM56 5H59L60 7H56ZM54 6L56 7V9L54 8ZM52 7L49 8V9H47V10H49V12H52ZM62 8H65V7H62ZM34 10H31V11L33 12ZM38 11H36V12H38ZM28 12H30V11H28ZM138 12H139V10H138ZM17 14H18V16H17ZM30 15H31V12H30ZM136 16H137V14H136ZM9 17H11V18H9ZM258 17L259 18L260 17L262 18L261 20L258 21V25H257V22H255V25H257L256 26V30H258V31L255 30V28H254L255 25H253V22H252L251 25L253 26V28L250 25L251 30H250V28L247 29L246 30L247 32L244 34V36H246L245 37L246 40L244 39L245 42L254 39V37L256 35H258L259 33L261 34V32H259V30L261 29V27H260L261 25L264 26V11L262 13H260V15H258ZM7 18L9 19V21L8 22L6 21V22L9 23V24L5 23V20ZM26 18H27V15H26ZM132 19H134V18H132ZM192 19H193V17H192ZM6 24H7V27L5 26ZM11 24H12V26H11ZM5 27H6V31L4 33ZM2 31H3L4 34L2 33ZM263 31H264V28H263ZM130 33H131V31H130ZM118 35H119V33H118ZM87 38H89V39L92 38V39L89 40V41H86ZM115 39H116V37H115ZM112 40H114V39H112ZM258 40H259V38H258ZM110 42H109V45H110ZM252 43H253V41H252ZM22 45L24 46V48H22ZM107 45H106V47H107ZM112 45H113V43H112ZM115 45H116V43H115ZM185 45H186V41H184V43H183V49L185 48L184 47ZM187 47H188V45H187ZM234 47H236V43H235ZM234 47H233V49H234ZM237 47L239 48V46H237ZM21 48H22V50H24V52H23V54L22 53L19 54L20 57L21 56L22 57H21V59H18V55H15V54H17V52H20ZM7 49H9L10 52H9V50H8V52H6L5 50H7ZM11 49H13V51ZM16 50H18V51H16ZM187 50H188V48H185L183 50V54L184 55L181 54L182 61H183V63L185 65H186V61H188V59L185 61V57L188 58V56H186V55L189 54ZM4 51L6 52L5 56H4V53H5ZM185 51H186V53H185ZM189 51H190V48H189ZM235 51L234 52L233 51H229V53L226 52V54L224 53V55H222V58L220 57V61L222 60L221 62L224 63V61L226 59H228L227 57H230L231 58V55L232 54L230 55V52L235 53ZM240 51H237V53L240 52ZM98 52H99V54H97ZM7 53H9L8 54L9 55V59H10V56H12L13 53H14L13 56L15 55L16 58L13 57L12 61H10V60L8 61V59H5V57L8 56ZM84 54H86V53H84ZM109 55H111V54H109ZM81 56H83V54ZM105 56H106V54H105ZM233 56L235 57V54ZM72 58H75L76 60H73ZM183 58H184V60H183ZM16 59H18V61H19L18 64L19 65L17 63H15V65H14L13 60L15 62H17ZM71 60H73L72 63H71ZM86 61H87V59H86ZM91 62L93 63L94 61H91ZM237 62H239V60ZM12 63H13V65H11ZM75 63H77V62H75ZM84 63H82V64H84ZM212 64H214V67L216 68V66H217L216 63H213L212 62ZM212 64H209L211 66V68H210V66H206V65L204 66V65H202L203 67H206L205 69H206L207 72L201 66V70L199 71L200 73L198 74V73L195 72L197 75L194 74L193 77H195V75H196V77L194 79L193 78L191 79V80H195V82L194 81H192V82L196 83V86L198 88V95H196L197 93L196 94L194 93L192 95L193 96L196 95L198 97V98H196L194 96L196 99H198L197 101H199L200 110H199V113H198L199 115H196L197 117H194V118L192 117L190 119V121L191 120L194 121L193 124H192V122L190 123V121L188 122V123H190V125L188 124L189 125V129H187L188 126L186 128L187 129L186 130V134L185 133L182 134V135H185V136L188 135V138L190 137V140L188 138H186V139H188V141H187L186 139H184V137H185L184 136L182 139H184L186 142H184L182 140V141L176 143L177 141H175V140H177L176 138L179 135L178 136L175 135V137H174V139H175L174 141L175 142H174L173 145H172V143H170L171 141L168 140V139H167V142H169V144L166 141H163V142H166V144L160 141L161 143H163V145H161V148L159 149V151H158V147L159 146L157 147V150H155V151H158L157 152V154H158L157 157L159 156V160H160V158H163V160L164 159L166 160L168 158L170 159V157L172 155L182 154V153H184L186 151V148H187L188 145L190 146V144L192 145V143H194L195 139H196V143L203 141L204 140V136H200V135H202L203 132H205L204 131V126H208V130H209V129H212V126L210 128L209 125L210 124H213V127L214 128L216 127L215 129L213 128L214 130L208 131L207 128H205V130H207L206 132H208V134H209V132H211L212 135L214 133L217 134V135H214L213 136L214 137L213 140L216 139L214 141V143L217 140L219 141L220 139H221L222 142L223 141L225 142V140H226V144L223 142L225 144V146L224 145L222 146V148L224 149V150L223 149L222 150H223V152H225V155H223L224 157L222 156V159L220 158V160H219L217 158L218 156H215L214 159H213V161H212L213 164H214V167H215V164L217 162V164H216V166L218 165V167H216V169L218 168L217 170H215L214 172H209V170H208V172L206 171V173H201V174H196V172H194V174H193V171L191 172V170H190V172L192 174V175H190V172H189V174H187L189 167H187V168L186 167L185 168L183 167L184 170H185V177L183 175L182 176L185 179L183 178V180H180V181H178V179L177 180L170 179L169 180L170 182L169 183L167 182L168 184H166L165 187L164 186L161 187V185L159 184L160 185V188H159V186L157 187V184H156L155 187L156 188H159L160 190L159 189L158 190L157 189L155 190V188L151 184L150 187L154 189L153 191L157 192L156 195L153 194L154 192H152L154 198L152 197V195H149V196H151L150 198H147V195H146V197H145L146 199L143 196L142 199L144 198V200L141 199V201H138V199L136 198L134 200V201H136V203H135L136 204V208L134 210H132L130 213H128V211H129V209H128L127 210V213H126L127 217H126V215L125 216L123 215L122 217H124V218H122L120 220L119 216H116L117 212L116 211L115 212L112 211V213L109 216V219L108 220L105 219L106 222H105V220H103L104 221L103 222L102 221L103 217L101 219L100 216H99V218L101 219V221H100L99 218L97 217L98 214L95 217H92L93 215H95V209L93 210L94 214L89 215V214H91L90 213L91 212L90 207L88 208V210H86L87 208H84L85 211L89 212V214H88L85 211H81V212L77 211V207L75 208L76 211L72 210L73 207L70 208L71 207L69 205L70 203L67 204L68 207H66V205H62L63 203L61 204V202L58 203L57 201H53V199L55 197L54 198L51 197L52 200H50L51 198L50 199L48 197L47 198L46 197L43 198L42 196H41V198H39L38 197V194L35 193L36 194L35 195L34 192H33V190L32 189H29V188H31V187H29L30 184L27 185V183H26V185H25V183L22 182L20 178L15 177L16 175H14V173L10 172V170L9 171H6V167L3 166L5 168V170L4 171L1 170V172H0V202L3 204V207H4L5 204L3 202L5 201V203H7L10 208L12 207V209H15V212L16 213L18 212L19 215H21L24 218H22V222L15 221L14 218H13V223L11 222V224H10V222L8 221L9 222L8 223V226H5V224H7V222L3 226L2 225V223H3L2 220L0 221L1 222L0 223V247H5V248L9 249V251H12L13 254L18 255L19 257H22L23 256V258L25 260L24 261L25 264H137L138 261L136 260L137 262L135 263L133 261V259H130L131 255H130V257L128 256V254H130V253L125 252L126 251L125 250L126 248H124V247H128V245H126V244H130V243H133V242L134 243L135 242L136 243H139L140 241H142V242H144V240L146 241V239H149L150 240V238L148 237V236H150L149 233L151 234V231H154L155 229H156L155 231H157V228H160V226L162 227L161 220L160 221H158V220L159 219H164V221L166 220L164 217H162L163 214H161V212H162L161 210L164 207H166L168 209V211H170L169 214L166 213V211H163L162 212V213L165 212L166 215L168 214L166 216V218L169 217L170 220H172V219L176 220L177 219L176 217L183 216V219H181L182 217H178V219H180V222L177 221L178 219L176 221H173V224H174V222H176L177 225L180 224V223H183V222L184 223L186 222L185 223V225H186L188 223H191L190 222L191 220L194 221V222H196L194 219H196L197 217H198L197 218L198 221L200 219H202L201 221H203L204 215L205 214L206 215L209 214V218L205 216L206 217V220H207V218H208V221L210 220V222L207 221L209 223V225L206 222L205 226H202L203 225L202 223H201V226L204 227V229H205L207 227V225H208V227L210 229L211 224H213L212 226L216 225V227L215 226L214 227L211 226L212 230H210V231L212 232V235H213V233L215 234V232L217 230V227H221V232H222V229H223V232H224L225 229L228 230V228H230V225H231V227L233 226V228L236 227V229H233L234 230V233H233L234 234V237L236 235L235 232L237 231V226L239 228L246 229L247 235L244 232L245 230H242V229H239V228H238V231L239 232H236V233L239 234L240 231L242 230L241 232H244L245 238H246V236H248L247 238L250 237L249 241H250V246H252V247H250L246 243V242H248V239H247L246 242L245 241L244 242L242 241V243L246 244V246L243 244L245 248L248 246L250 249L249 248L248 249L246 248V250H247V252H246L245 248L243 250L242 247H241V249H242L241 251L244 252V256L246 257L247 256V253L249 254V252H251L250 250H252V248L255 249V247H256V249L254 250L255 251V254L253 255V256L256 257V258L254 257L255 259H253L255 261L253 262V260H252L253 256L250 255V257H252L251 258L252 261H251V263L249 262V264H264V136H262L261 138H258L256 140V142H249V140H247V139L243 140V138H245V137L240 134V133H242V132H240L241 130L238 131V129H237L238 135L236 134L237 133L236 132L235 133L236 136L231 137V135H230V137H228L229 134H230L229 133L230 130L227 131V133H226V130H228L229 127L228 128H225V127H227L224 124L225 117L221 114L222 113L221 112V108H222V104L224 103V100H223L224 98L223 99L222 98L221 99L219 98V99H217V101L215 100L217 105L214 108L211 107V111H213L215 109L218 112L220 111L221 113H214L215 111L212 112V113L210 112L211 114H213V113L214 114L213 115L210 114L212 117L210 119H208L210 117V115L208 113L209 110H210V108L207 107V105L209 103L207 101L208 100L207 99V97H208L207 96L208 90L205 91V88L203 87L204 80H205L204 78L207 77V76H205L204 78H202L203 75L201 73L202 72H206L207 74L209 73L208 74L209 77L212 76V78H213V74L215 73L214 74L215 79L217 77V79L215 81H217L216 83H218L219 77L217 75V72H216L215 68L212 67ZM74 65H72V68H73ZM148 67H151V66H148ZM148 67H146V68H148ZM208 67H209V70H208ZM225 67L227 68V64H225ZM210 69L211 70L213 69V70L210 71ZM227 70L226 71L228 73L229 72V69L227 68ZM143 72H144V70H143ZM138 74L140 75V73H138ZM141 74H142V72H141ZM142 75H144V74H142ZM198 75H202V76H198ZM144 76H142V78ZM133 77H134V75H133ZM209 77H207V78H209ZM127 78H129V76ZM138 78H139V76L136 78L137 80H135V78H134V81H132V78H131L130 80L132 82L130 81L129 83H128V81H129L128 80L127 81V84H128L127 89L130 88L129 90H131L134 93H137L136 90H139V89L141 90V88H144L146 85L143 87V84L146 83L148 80H145L144 82L141 83V81H142L141 75H140V78H139L140 79V82H139V79ZM145 78H146V76H145ZM154 79H155V77H154ZM122 80H124L123 82L125 83V78L120 80L121 83H122V85H123L124 83L122 82ZM143 80H144V78H143ZM150 80H152V79H149V81ZM109 81L112 82V80H110V79H109ZM109 81H108V83H109ZM104 82H107V80L106 81H103V84H104ZM113 82L111 84H113ZM158 82H159V80H158ZM110 83L108 84L109 87L111 86ZM118 83H119V81H118ZM103 84L100 87H102ZM106 85H107V83H105L104 88L103 87L102 88H98L97 90L94 89V87H93L92 89H94L95 91L93 92L92 90H90V92L91 93H94V95L90 98V96H91V94H90V96L88 97V98H90L89 100H88V98H87V101L86 100H83V101H85L84 102L85 104H83V105L86 107V109L90 110V112H91V110H93V112H95V113H96V111L99 112V113H102L101 111H105V113L107 114L109 112V110L111 109V108L109 109V104L111 103L112 98L114 99V97H111V95H113V93H115V91H117V89H115V91H114L112 89V87H111V89H109V87H107ZM122 85H120L121 88H122ZM89 86L91 87L92 85H89ZM120 86H118V88L120 89L119 92L123 89V88L121 89ZM217 86H218V88H223V86L220 85V82H219V84ZM220 86H222V87H220ZM95 87H98V86L95 85ZM115 87H116V84H115ZM104 89H106V92H104L105 91ZM237 89H238V87H237ZM110 90H112V92H110ZM129 90L127 92H130ZM193 90H194L193 92H195L194 86H193ZM221 90L222 89H220V91ZM223 90H224V93H225V89H223ZM107 91H108V93H107ZM122 91H125V90H122ZM147 91H149V90H147ZM217 91H219V90H217ZM127 92H126L125 96L128 95ZM132 92H130V93L132 94ZM140 92H141V94L139 95ZM140 92L138 93V95H137L138 97L137 98H139L140 96L143 95L142 90ZM146 92L144 93V95H146ZM196 92H197V90H196ZM181 93H182V91L180 92V95H182ZM220 93H223V91H221ZM118 94L119 93L117 92V95ZM208 95H209V93H208ZM217 95H218L217 97H219V94L218 93H217ZM107 96H109V97H107ZM184 96L185 95H182L183 98H184ZM106 97H107L108 100L106 99ZM118 97L120 98V94H119ZM130 97H132V96L130 95ZM177 97H178V99L181 98V97H179V94L177 95ZM222 97H224V95ZM109 98L111 99L110 100V103L108 102L106 104V101H109ZM115 98H117V96ZM210 98L212 99V96H210ZM227 98L229 100V97H227ZM227 98H226V100H227ZM133 99H135V98H133ZM141 99H143V98H141ZM178 99L176 98V100H178ZM117 100H118V98H117ZM182 100L183 99L181 98V101ZM156 103H158V102H156ZM226 103H227V101H226ZM258 103H259V101H258ZM115 104L118 105L117 103H115ZM84 106H82V107H84ZM107 106H108V108H107ZM113 107L115 109V106L114 105H113ZM116 107H118V106H116ZM208 108H209V110H208ZM163 109H164V107L162 106L161 114H162ZM223 109H224V107H223ZM112 110L113 109H111V111ZM206 110H208V112H206ZM153 111L154 110H152V112ZM158 111H160L159 107H158ZM112 113L113 112H111V116H113ZM147 113H149V111ZM114 114H115V117H116V113H114ZM150 114H151V112L149 113V115ZM158 114H160V112H158ZM237 114L238 113H236V116H237ZM121 115H122V117L120 119L123 118V113ZM220 115H222V117H223V126H225V127H223L222 124H221L222 123V117ZM232 115H233V113H232ZM232 115L230 113L231 119H233V116H234V115L233 116ZM111 116H109V117H111ZM103 117H105V115H103ZM220 118H221V123L219 124V122H216V121H220ZM234 118H235V116H234ZM239 119L240 118H238V120ZM261 119H263V118H261ZM101 120H102V117H101ZM240 120H242V118ZM107 122H108V120H107ZM110 122H111V118H110ZM209 122H211V123L208 124ZM231 122H233V121L231 120ZM113 123H114V121H113ZM112 125H114V124H112ZM112 125H110V126H112ZM115 125H116V123H115ZM219 125H220V127H219ZM249 125H251V124H249ZM259 125H258V127H255V126L253 127V125H251V127L258 128L261 133L262 132L264 133V127L263 126L262 127L261 126L259 127ZM217 126L219 128L222 127L221 128V131L223 130V133H224L223 135H222V132L221 131L219 132V129H218ZM241 126H242V124H241ZM131 127H133V126H131ZM96 128L94 127V130ZM98 128L99 129H96V130L100 131V128L101 127H98ZM102 128L104 129L103 126H102ZM102 128H101V130H103ZM114 128L116 129L115 126L113 127V130H114ZM135 130H137V129L135 128ZM189 130H190V132H189ZM243 130L245 131L244 134H246V130L245 129H243ZM92 131H93V129H92ZM106 131H108V129ZM106 131H105V138L107 137V133H108ZM148 131H149V129H148ZM150 131H153V132H150V136H152V139H153V136H154V130H153V128H151ZM158 131L156 129V132L157 133H155V138H157L156 134H159L160 135V133H161V132L159 133ZM233 131H235V128H234ZM138 132H140V134L143 135L142 131L139 130ZM89 133H90V130H89ZM96 133H97V131H96ZM103 133L104 132H102V134ZM109 133H110V131H109ZM147 133L145 135H147ZM187 133H189V134H187ZM199 133H200V135H199ZM261 133H260V135H263V133L262 134ZM111 134L112 133H110V135ZM116 134L117 133L113 132V135L115 136V138H117V136H118V134L117 135ZM208 134L205 135L206 136V138H205L206 141L208 140V137L207 136H210L209 140L213 138V137H211L212 135H208ZM226 134H228L227 137H226ZM235 134L233 133L232 135H235ZM239 134L241 135L240 136L241 138H239ZM90 135H91V140H94V139H92V137H94V136H92L91 133H90ZM98 135H100V134H98ZM110 135H109V138H110ZM119 135H120V139H122L120 133H119ZM159 135H158V139H159ZM162 135H160V137ZM218 135L220 136V139H218L219 138ZM224 135H225V137H223ZM95 136H96V134H95ZM100 136H102V135H100ZM114 136H113V138L111 136V139H114ZM148 136H149V133H148ZM197 136H200V138L203 137V140H201V139L198 140L197 139L198 138ZM215 136H216V138H215ZM138 137H139V135H138ZM147 137H146V140H147ZM166 137H163L162 136V138H166ZM191 137H194V139L192 138L193 141L191 140ZM162 138H160V139H162ZM114 140H112L113 142L111 141V145L110 144L108 145V143H110V141L108 140V142L106 143L107 146H103V145L101 146V145L97 144L96 140L94 141V144L93 145L91 144V146H88V147H92L91 150L94 149V153H92L93 155L92 154H88V156L90 155L89 158H88V160L91 159V161H85L86 158H82L81 160H84L85 162L84 161L82 162V161L79 160V162L76 163L78 161L77 159L76 160L73 159L75 161L71 160L72 158H71L70 155L67 158V154L64 155V152H63V157L64 156L65 157H64V159L62 158L63 160L62 159L61 160L60 159H57L58 161H56V159H53L55 161H53V160L52 161L53 162H56L57 165H58V163L59 164L60 163L65 164V165H63V168L62 169H65L66 170L65 178L67 177L66 178L67 181L68 180L69 181H72V182L75 181L74 183H77V181H78V183H82V184H85V185L90 184L91 186L93 185L94 187L95 186H99V189H100V186H101V188L103 189V188H105V183L107 182V179H106V182L103 179V181H104V186H103V181H102V178H104L103 176H102L101 179L99 178L100 175L98 176V179H96V178L94 179L92 177V173H91L92 169H90V166H92L91 162H94L96 160L97 163H95L96 161L94 163L97 164V167L99 165L100 166L99 168H101V170H103V172H104V169H107L108 168L107 165L110 166V164H107V163H109L108 162L109 158H111L110 156H113L114 157V158L112 157L113 158V161L115 162V160H116L117 163H119V162L120 163H123L124 160L126 161V159L128 160V158L130 157V155H129V157H128V155H126V154H129V151L126 152L124 146L122 147V144L124 143V141L122 143L119 140V137L117 138L116 141H114ZM171 140H173V139H171ZM246 140H247V142H246ZM103 141H104V139H103ZM152 141L153 140H150V143ZM178 141H179V139H178ZM189 141H191L190 144L188 143ZM142 142H143V140H142ZM157 142H155V145H154L155 148H156ZM139 143H141V141ZM139 143H138V146H139V149H140ZM211 143H212V140H211ZM214 143H212V146L214 145ZM215 144L219 145L218 142H216ZM115 145H116V148L117 147L120 148V149L118 148L119 151H117V149H116L117 152L115 151V148H114V150L112 149L113 146L115 147ZM124 145H126V143ZM148 145H149V140H148ZM65 146H67V145H65ZM65 146H64V148H65ZM147 146L146 145L143 146L141 144V147H143V148L145 147V150H146V147ZM196 146H198V145H196ZM219 147H220V145H219ZM66 148L68 149L69 147H66ZM151 148H152L151 150H154V147L153 146ZM201 148H202V146H201ZM139 149L138 148L137 149H134V151L137 150V152H136L137 155L142 151V150L140 151ZM212 149L216 150L215 152H219L220 151L219 149L217 150L216 147L215 148L212 147ZM138 150H139V152H138ZM145 150H144V153H145ZM194 150H196V149H194ZM198 150H199V148H198ZM66 151L67 150H65V153H66ZM189 151H190V148H189ZM152 152L149 151L148 154L150 155V154H152ZM199 152H201V150ZM67 153H70V152L68 151ZM98 153H102V155H103L102 157L103 158H101V156H100L99 158H101V159H98L97 160V154ZM142 153L143 152H141V154ZM94 154L96 156H94ZM146 154L147 153L144 154L145 157H146ZM107 156L109 157L108 160H104V157L107 158ZM126 156H127V158H126ZM131 156H132V154H131ZM133 156L135 157V155H133ZM141 156L143 157V155H141ZM151 156L152 157H150V156L147 155V157H150V159L148 161V165L146 164V160L148 158L147 159L145 158V164H146L147 167H145L144 169L143 168H140L141 170H143V176H144V173L145 174H148L147 171L150 174V172L155 171V169H156V167H155L156 166V163L155 162H157V161H154L155 158L153 159V154ZM59 157H61V154H60ZM136 157H135V159H136L135 161H139V160H137L138 159V156H136ZM139 157H140V154H139ZM155 157H156V154H155ZM175 157H177V156H175ZM180 157H182V156L180 155ZM216 158L218 159L217 161H216ZM49 159L51 160V158H49ZM93 159H95V160H93ZM131 159H134V158H131ZM48 160H47V162H48ZM143 160H144V157H143ZM182 160H183V158H182ZM160 161H162V160H160ZM70 162H74V168L75 169H76V167H78L77 170H76L78 173H73L70 170L71 165L73 164L72 163L70 165ZM116 162H115V164L117 166H119V167L121 166L120 169L123 168L121 170L125 171V173H126V170H125L126 168H124V166L122 167L123 164L119 165L120 163L117 164ZM179 162H180V160H179ZM50 163L51 164H54V166L56 168L55 163H52V162H50ZM130 163H131V161L129 162V164ZM141 163L142 162H140V164ZM219 163H220V165H219ZM113 164L114 163H112V165ZM125 164H126V166H128L127 163H125ZM163 164H165V161H164ZM167 164H166V166H167ZM183 164L186 165L185 163H183ZM112 165H111V167H110L109 170L114 169V168H112ZM181 165H182V163H181ZM60 166H61V164H60ZM136 166H137V164H136ZM140 166L138 165L137 167H140ZM178 166H179V164H178ZM119 167H116L115 166V169L116 168H119ZM219 167H220V169H219ZM58 169L60 170L61 168H58ZM137 169L138 168H136V171L135 170L134 171L137 172L138 170H140V169H138V170ZM127 170H128V168H127ZM145 170H146V172H145ZM174 170H176V167L174 168ZM174 170L172 171V169H171V172L173 173L172 175H174L176 173V172H174ZM186 170H187V172H186ZM118 171H120V170L118 169ZM123 171H122V176L120 177V179L123 178V181L124 182H122V179H121V181L118 180V181H116L117 183L115 185L112 184L113 185V188L110 187V190H108V188L107 189L105 188L104 190H106V191L108 190V192L111 191V194H112V190H113V193L114 194H117L116 197H115L116 200H118L117 197H119L121 200L126 201V204H127V201H128L127 206L129 207V205H130V203H129L130 199H134V197H136V196L133 197V195H131V194L129 196L128 194H129L130 190H129L128 193H126L125 188L127 189V186L124 187L123 184L124 183L130 184L129 182L130 181L132 182V179L130 180V178L128 177V179L126 180V175L128 174V172L124 176V172ZM54 172H56V170H54ZM106 172H108V171L106 170ZM165 172H166V174L168 173V175H169V172H167V170H165ZM202 172H204V171H202ZM62 173H61V175H62ZM111 173H112V170H111ZM111 173H110V175H111ZM59 174H60V171H59ZM59 174H58V177H60ZM100 174L102 175V172ZM180 174H179V176H180ZM186 174H187V177H186ZM106 175H107V173H106ZM106 175H105V178H106ZM112 175H113V173H112ZM148 175H147V178L149 177ZM163 175H165V174L163 173ZM175 175L178 176L177 173ZM62 176L64 177V173H63ZM139 176H140V174L138 175V177ZM141 176H142V173H141ZM55 177H56V175H55ZM58 177H56V178H58ZM115 177H117V176L115 175L113 178L115 179ZM144 177H146V175ZM49 179H50V176H49ZM49 179H47V182L49 181ZM43 180H41V181H43ZM128 180H129V182H128ZM139 180L140 179H138V181ZM146 180H148V179H146ZM110 181H109V183H110ZM138 181H137V183H138ZM111 183H112V181H111ZM46 184H48V183H46ZM106 184L108 186H111L108 183H106ZM139 184H140V181H139ZM73 187L75 188L74 184H73ZM82 187H83V185H82ZM132 187H133V185H132ZM77 188H78V186H77ZM88 188H90V187L88 186ZM128 188H129V186H128ZM85 189H86V186H85ZM102 189H100V191ZM134 189L136 190V188H134ZM96 190H97V188H96ZM104 190H103V192H104ZM150 190L147 189V193ZM161 190H162V193L164 191H166L165 193L168 194V192H169L170 194H173V195H169L170 197L167 196V194H165V193H164V195L163 194L160 195V193L158 194V192H161ZM138 191H140V189ZM133 194H134V192H133ZM174 194H177V195L174 196ZM42 195L44 196V193H42ZM105 195H107V194H105ZM136 195H137V193H136ZM157 195H158V197H157ZM165 195L167 197H169V199H167V197ZM51 196H53V195H51ZM60 196H62L61 193H60ZM131 196L133 198H131ZM161 196H164V197H161ZM171 196H173V197H171ZM49 197H50V193H49ZM108 197L109 196L107 195V198ZM110 197L112 198L111 195H110ZM70 198L72 200V203L71 204H73L75 202L73 200H75V199H72L73 197H70ZM162 198H164V200L166 199V201H164ZM203 199L204 200H206V199L208 200L206 202L207 204H205L204 202H202ZM55 200H59L60 201V198L55 199ZM107 200L108 199H105V201H107ZM65 201H68V200L65 199ZM95 201L97 202V200H95ZM99 201H100V199L98 200V203L96 205L99 204ZM123 201H122V203H123ZM131 201L133 202V200H131ZM91 202H92V200H91ZM112 202H114V201H112ZM237 202H241L242 205H246V206L247 205H250L251 208H248V206L247 207H244L246 209L245 210L246 213L245 212L243 213V211H244L243 208H240L241 206L239 207V205L237 206ZM251 203H253V204L251 205ZM93 204H95V203H93ZM103 204H105V202ZM135 204H132V205H135ZM254 205L255 206L257 205L258 207H255ZM8 206H6V207H8ZM112 206H114V205H112ZM188 206L190 207L189 209H188ZM236 206H237V208H236ZM253 206H254V208H252ZM105 207H106V205H105ZM115 207H116V204H115ZM238 207L240 209H238ZM99 208H101V202H100V207ZM110 208H111V206H110ZM1 209H2V207H1ZM7 209H9V208H6V209L3 208V210H5V211ZM89 209H90V211H89ZM247 209H249V212L247 211ZM253 209H255L258 212L257 214L255 213L256 216H254V214H253L254 212H256ZM79 210H81V209H79ZM116 210H117V208H116ZM250 210L253 211V212L251 213ZM96 212H98V211H96ZM110 212H111V210H110ZM121 212H122V210H121ZM99 213H100V211H99ZM114 213H115V215L113 216ZM170 213L173 216H170ZM240 213H242L241 216H240ZM13 214H14V212H13ZM108 214L109 213L106 212V216ZM238 214H239V217H238ZM119 215H121V214H119ZM10 216H11V214H10ZM104 216H105V214H104ZM16 218L17 217H15V219ZM228 219H229V222L227 221ZM230 219H232L233 221L231 222ZM4 220H5V218H4ZM18 220H21V218H18ZM167 220H168L167 222H168V225H169V221L170 220L169 219H167ZM11 221H12V218H11ZM14 221H15V223H14ZM225 221H227L226 224H225ZM159 222H160V224H159ZM223 223H224V225H222ZM247 223H248L249 226L247 225ZM191 224H190V226H193V223H191ZM198 224H199V222H198ZM174 225H176V224H174ZM185 225L184 224H181V226H185ZM217 225H220V226H217ZM34 226H37L39 228H40V226H44V228L42 227V229L45 230V227H46V228H49V231H48L47 234L42 235V237L41 236L39 237L37 235H35V236H37V237H35L34 234L32 235V231H33V227ZM163 226H164V224H163ZM165 226H166V224H165ZM223 226H228V228H222ZM243 226H245V227H243ZM252 226H253V228H252ZM186 227L187 226H185V228ZM196 227H198V225ZM175 228H176V226H175ZM50 229H51V232H50ZM162 229L163 228H161L160 230H162ZM188 229H189V226H188ZM198 229H199V232H200L199 235H200V238H201L200 227ZM30 230H31V233H28V232H30ZM165 230H168L167 226H166V229ZM175 230H177V229H172L169 232L172 233L171 231H173V233H174ZM218 230H220V229L218 228ZM230 230L233 231L232 229H230ZM230 230H228L229 233H230ZM248 230L249 231L252 230V232H249ZM253 230H254V233H253ZM35 231H36V229H35ZM165 232L168 234L167 231H165ZM178 232H181V231H178ZM205 232H206V229H205ZM211 232H210V234H211ZM248 232H249V235H248ZM33 233H34V231H33ZM43 233H45V231H43ZM185 233H186V231L184 232V235H185ZM208 233H209V231H208ZM229 233H226V232L225 233H218L219 234V239H220V234H221V239L223 240L222 235L225 234L226 239L225 238L224 239L226 241L227 240V235L229 236ZM152 234H151V236H152ZM205 234L207 235V232ZM175 235H176V232H175V234L173 236L174 239L176 238ZM179 235H180V233H179ZM179 235H177V236L179 237ZM165 236L167 237L166 234H165ZM181 236H183V232L181 233ZM241 236L243 237V233L241 234ZM241 236H238L237 235V237L242 238ZM230 237H231V233H230ZM237 237H235L234 239H236ZM189 238H190V236H189ZM216 238L218 239L217 236H216ZM153 239L154 238H152L151 241H153ZM174 239H173V241H174ZM244 239H242V240H244ZM184 240H185V238H184ZM192 240L193 239L190 240L191 243H192ZM202 240H203V238H202ZM211 240H212V237H210V243H211ZM252 240L254 241L253 242L254 245H253V243L251 245ZM169 241L172 242L171 239H169ZM208 241L209 240L207 239V242ZM225 241H223V243ZM147 242H148V240H147ZM147 242H145V243H147ZM193 242H194V240H193ZM216 242H215V245L218 244L220 242V240H219V242H217V243ZM240 242H241V239H240L239 243ZM179 243L180 242H177L178 245L176 244L175 246L176 247L179 246ZM188 243H187V245H188ZM239 243H237L238 246H239ZM141 244H143V243H141ZM204 244H203V246H205ZM130 245H133V244H130ZM181 245L182 246L183 245L185 246L186 243L185 244H182V242H181L180 243V246ZM213 245H214V243H212V247H213ZM215 245H214V247H215ZM230 245L231 244H229V246ZM233 245L234 244H232V246ZM241 245L242 244H240V246ZM149 246H150V244H149ZM218 246L220 248L221 243H219ZM232 246H230V247H232ZM139 247H141L140 244H139ZM222 248H224V247L221 246V249ZM238 248L240 249V247H238ZM201 249H203V247H201L199 249L200 252H198V256L201 255L200 254L201 251L204 252V249L203 250H201ZM221 249H220V251H221ZM148 250L150 252H152L151 251L152 249L151 250L148 249ZM224 250L222 249V251H224ZM248 250H249V252H248ZM205 251H207V247L205 248ZM220 251H219V253H220ZM237 251H238V255H237L236 258L238 259V256L239 255L241 256V254H242L241 257H243L242 260L244 261L243 253L240 252L239 250H236V252ZM254 251H252V253ZM207 252L206 253L207 254H210V258L212 259L210 261V263L212 261H214L215 259L217 260V258L218 259L220 258V260H219L220 262H218V261L215 260L216 263L218 262L219 264H223L222 263V260L226 261L225 259H222L221 260V258H223V256H220L219 257L217 253H215V254H217L218 257H216L215 254L213 253V255L215 257V259H214V257L212 258L211 252H209V250ZM226 252L227 251L225 250L223 253L225 254L224 256H226V259L228 258V260L231 261V263L228 262L229 264H237L236 262H239V264H240V261L242 263V260H240V258L238 259V261H236L235 258H234V260L231 259V258H233L231 256H230L231 258L230 257H227L228 254ZM234 252H235V250H234ZM239 252H240V254H239ZM245 252H246V254H245ZM157 253L158 252L156 251V254ZM223 253H221V254L223 255ZM231 253L229 255H231ZM252 253H250V254H252ZM16 255H15V257H16ZM194 255H195V253H194ZM164 256L166 257L167 255H165V254L163 256L161 255V257H164ZM233 256H234V254H233ZM19 257H18V259L20 260ZM191 257H192V255H191ZM199 257H201V256H199ZM202 257L204 259L207 258V257H205V254H204V256L202 254ZM250 257L248 256V259ZM145 258H146V256H145ZM167 259L168 258L166 257V260ZM21 260L23 262V259H21ZM190 260H192V259H189V261ZM209 260H206V261H209ZM161 261L164 262V264H171L172 263V262L170 263V261H165V259H163V258L161 259ZM161 261H160V264H162ZM173 261H174V259H173ZM202 261H203V259H202ZM142 262H143V260H142ZM153 262H152V264H153ZM139 263H140V261H139ZM216 263L214 262V264H216ZM177 264H179V263H177ZM182 264H185V263L182 262ZM212 264H213V262H212ZM224 264H225V262H224ZM246 264H248V263H246Z\"/></svg>",
	"mask_w": 264,
	"mask_h": 264
}]
</instances>
